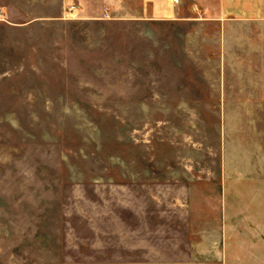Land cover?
Returning a JSON list of instances; mask_svg holds the SVG:
<instances>
[{
    "label": "rangeland",
    "instance_id": "1",
    "mask_svg": "<svg viewBox=\"0 0 264 264\" xmlns=\"http://www.w3.org/2000/svg\"><path fill=\"white\" fill-rule=\"evenodd\" d=\"M37 1L0 0V264H264V83L238 42Z\"/></svg>",
    "mask_w": 264,
    "mask_h": 264
},
{
    "label": "crops",
    "instance_id": "2",
    "mask_svg": "<svg viewBox=\"0 0 264 264\" xmlns=\"http://www.w3.org/2000/svg\"><path fill=\"white\" fill-rule=\"evenodd\" d=\"M39 1V0H38ZM37 1V2H38ZM58 2L66 14L82 19L116 18L134 23L155 21L191 22L209 21L218 25L220 50L239 49L249 58L246 81L264 83V0H46ZM73 6L72 9H70ZM53 14L32 18H53ZM38 14V13H37ZM9 17V13L7 14ZM12 15V14H10ZM17 17L24 16L16 10ZM4 18L10 29L23 27L22 21ZM16 18V17H15ZM1 20V19H0ZM194 32H191L193 35ZM146 34V32H145ZM234 39V40H232ZM232 40V41H231ZM199 45V44H198ZM195 46L197 50L199 47ZM254 77V79H253ZM132 81V80H131Z\"/></svg>",
    "mask_w": 264,
    "mask_h": 264
},
{
    "label": "built area",
    "instance_id": "3",
    "mask_svg": "<svg viewBox=\"0 0 264 264\" xmlns=\"http://www.w3.org/2000/svg\"><path fill=\"white\" fill-rule=\"evenodd\" d=\"M174 1H177V0H174Z\"/></svg>",
    "mask_w": 264,
    "mask_h": 264
}]
</instances>
